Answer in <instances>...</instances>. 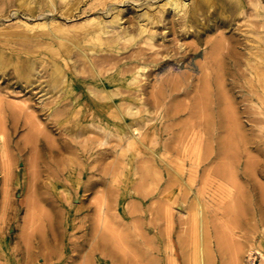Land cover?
<instances>
[{
	"label": "rangeland",
	"instance_id": "rangeland-1",
	"mask_svg": "<svg viewBox=\"0 0 264 264\" xmlns=\"http://www.w3.org/2000/svg\"><path fill=\"white\" fill-rule=\"evenodd\" d=\"M177 1L183 13L167 0H0V50L37 63L31 83L0 68V264H246L250 252L264 253V106L256 95L264 0ZM115 19L119 27L94 38ZM51 21L57 38L37 25ZM215 42L231 82L237 147L195 173L196 153L180 141L199 133V119L171 116L177 100L167 95L159 105L152 94L171 76L198 79ZM54 62L61 89L50 78ZM145 159L154 171L143 170ZM220 164L228 168L215 171Z\"/></svg>",
	"mask_w": 264,
	"mask_h": 264
},
{
	"label": "bare ground",
	"instance_id": "bare-ground-1",
	"mask_svg": "<svg viewBox=\"0 0 264 264\" xmlns=\"http://www.w3.org/2000/svg\"><path fill=\"white\" fill-rule=\"evenodd\" d=\"M167 1H168V3L171 4L172 10L176 11L177 13L183 11L186 7V4H180L179 1H177V0H167ZM183 3H184V1H183ZM118 13H119V10H118ZM118 13H117V15H118ZM181 13H183V12H181ZM185 13H186V11H185ZM186 21H187V19H186ZM120 22H122V21H120ZM48 23L49 24L37 23L38 27H41L43 29H45L46 27H49V28H47V30L42 31L40 33L42 35H44L45 37L50 36L51 38H57L56 36H57V33L59 32V30L54 27L53 21L48 22ZM119 26H120V24H118L117 19L110 22V24L104 23L102 28H101V31L94 38H96L97 40L100 41L101 36L109 33L110 28L114 29V27H119ZM36 28H37V26H36ZM143 30H144V28H143ZM154 38H155V36H154ZM66 41H68L69 45L68 46L65 45L67 47V50H65V51L69 52L71 45H73L74 43H73V41H71L67 38H66ZM65 46H63V47H65ZM150 46L153 47V45L151 43H150ZM154 46H156V45H154ZM223 46H225V45H223ZM183 56H184V59L180 60V61H182V63H186L187 59L189 57L187 55H183ZM203 56H204V62H203V64L202 63L199 64V72L201 74H200V76L198 75L199 76L198 79H196L193 75H188L187 73L186 74L181 73V74H178L177 76L176 75L171 76V78L169 77L165 81L161 82V84L158 86L159 88H157V86H156V88H154L155 86L152 85V87L155 89L153 91L152 96L154 97V101L156 103H158L159 105H161L163 103L161 98H163V97L166 98L167 95L171 96L173 100H177L176 105L173 103L174 106L168 108V110H169L168 113L171 114V116L175 117L176 115L180 114L181 112H187L189 114L188 116L195 117L194 120H196V118L199 119V121H196V126L200 127L199 133L198 132L195 133L193 130V133H195L194 135H192V136L190 135V138H184V139L181 138V141H180L183 144L184 150H187L189 147V148H192L193 151L196 153V158H195V160L192 161V164H191V166L194 168L195 173L201 172V171L204 173L208 168L207 166L210 165V163H212L215 159H219L221 161V160H226V159L233 157L234 153H236L235 149L237 147V142L235 141V137H236L235 129H237L236 120L234 117V108H235L234 105L235 104H233V101H232V97L230 94L231 93L230 88H227L228 84H230L231 82H229L228 76L225 77V75L227 74V71L225 69L224 62L221 59V56L222 57L224 56L222 45L219 42L212 43L210 48L205 49V53L203 54ZM87 57H88V55H87ZM135 60H137V59H135ZM42 63L43 62L40 63L41 64L40 66H42ZM137 63H138V61H137ZM146 64H147V62H146ZM8 66H12L14 68L16 74L20 78H24L29 83H31L32 78L35 77V75L37 74L36 73L37 63L34 59H32L30 57H21L20 55H9V54H6L4 51L0 50V68L5 70ZM185 67H188V66L185 65ZM145 68L146 67L140 66L138 68V70L135 71V76L131 80L133 83H136L137 81L140 80L141 77H143V74H141L140 71L145 69ZM62 74H63V69H62L61 65L59 63L54 62V65L50 71V78H51V81L53 82V84L55 85L56 89H61V88H59L60 87L59 85H61V83H63L66 80V79L64 80ZM256 75H257V82L259 83L258 89H261V90H259L258 93H256L257 98L260 101L258 108L262 109V107L264 106V87H263L262 82H261V76H259L260 74L256 72ZM96 77H99V75ZM100 79H101V77H100ZM190 79H191V81H190ZM187 80H189V81L186 83ZM91 91L95 95L101 96V97L109 99V100H112L114 95H115V93L108 88H101V89H97V88L95 89L94 88ZM190 96L192 98L191 104H187V103L185 104V102L183 103L182 100H181V102L179 101V97L185 98V97H190ZM170 105H171V103H170ZM128 110H130V108ZM128 110L126 112H129ZM37 126L39 128L38 124H37ZM37 126L35 124V127H37ZM215 127L223 129V134L221 136L215 135ZM0 128H1V126H0ZM34 130H35V128H34ZM37 130H39V132ZM37 130L36 131L38 133L43 132V129H41V132H40V128ZM203 133L207 134L208 137L204 138ZM30 134H31V131H30ZM135 136H136L135 133L133 135L131 134V136L128 137V139H127V146L126 147H128L129 149L136 146L137 141L135 139ZM188 137H189V135H188ZM51 147L53 148V145ZM201 152H204V154L202 155ZM160 159L163 162L167 161L166 160L167 158L163 157V155H160ZM148 160L147 159L143 160V162H144L143 170L144 169L147 170L148 168L150 170H153L154 168L156 169V167H154V164L151 163L152 161L149 162ZM203 160L204 161L208 160V164L204 165L202 168L201 163L203 162ZM148 163H150L151 166H149ZM4 165H5V163H4ZM4 165H2L3 168L5 167ZM180 165H182V164L180 163ZM151 167L152 168L154 167V168L152 169ZM179 168H181V167L179 166ZM225 168H228V166L225 167L224 165L220 164L214 170L220 172V171L224 170ZM109 169H110V167H109ZM110 170H109V172H110ZM213 171H211V172H213ZM169 173H170V171H169ZM171 173H173V172H171ZM173 174H172V176H173ZM175 176H177V175H175ZM193 177H195V176H193ZM175 180H177V179L175 178ZM5 183L7 184V182L4 181V184ZM188 184L190 185L191 183H188ZM164 211H167V210H164ZM104 223H105V221H104ZM190 223H192V222H190ZM105 224H103V225L105 226ZM194 224L192 225V228H193ZM195 228H193V230ZM261 247H263V244H261ZM151 264H153V263H151Z\"/></svg>",
	"mask_w": 264,
	"mask_h": 264
},
{
	"label": "built area",
	"instance_id": "built-area-1",
	"mask_svg": "<svg viewBox=\"0 0 264 264\" xmlns=\"http://www.w3.org/2000/svg\"><path fill=\"white\" fill-rule=\"evenodd\" d=\"M246 264H264V253L254 250L246 258Z\"/></svg>",
	"mask_w": 264,
	"mask_h": 264
}]
</instances>
